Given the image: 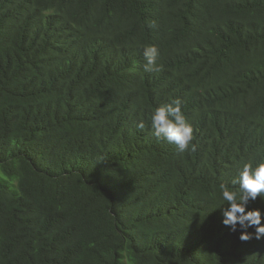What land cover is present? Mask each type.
<instances>
[{
	"label": "trees",
	"instance_id": "obj_1",
	"mask_svg": "<svg viewBox=\"0 0 264 264\" xmlns=\"http://www.w3.org/2000/svg\"><path fill=\"white\" fill-rule=\"evenodd\" d=\"M173 99L195 151L153 135ZM246 162L264 0H0V264H264L222 223Z\"/></svg>",
	"mask_w": 264,
	"mask_h": 264
},
{
	"label": "clouds",
	"instance_id": "obj_2",
	"mask_svg": "<svg viewBox=\"0 0 264 264\" xmlns=\"http://www.w3.org/2000/svg\"><path fill=\"white\" fill-rule=\"evenodd\" d=\"M144 56V70L152 71L160 56L159 49L155 45L147 46ZM182 108L180 99H173L157 107L151 115L153 135L176 145L181 152L195 151L192 143L194 128ZM138 127L143 129L144 122L141 121ZM233 184H238L239 191H230L226 186H221L222 198L227 202L226 207L222 208L223 225L231 232H239L241 241H248L253 235L257 240L264 239V214L258 208L249 210L250 201H255L258 197L264 199V162L255 166L252 162L244 163ZM252 228L255 229L254 233L248 231Z\"/></svg>",
	"mask_w": 264,
	"mask_h": 264
}]
</instances>
